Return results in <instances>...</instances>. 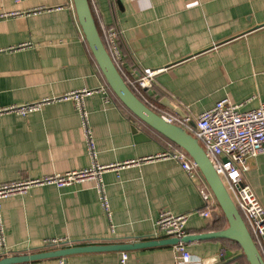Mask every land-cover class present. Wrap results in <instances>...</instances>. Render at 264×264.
<instances>
[{"label": "crops", "instance_id": "1", "mask_svg": "<svg viewBox=\"0 0 264 264\" xmlns=\"http://www.w3.org/2000/svg\"><path fill=\"white\" fill-rule=\"evenodd\" d=\"M91 2L98 22L118 33L125 76L158 70L146 93L158 112L178 114L170 103L195 118L224 98L244 110L264 102V0ZM36 8L44 9L32 12ZM11 12L21 14L1 16ZM23 43L28 45L5 50ZM80 89L94 91L85 101L100 163L155 157L175 147L111 95L73 0H0V107ZM91 163L73 101L48 104L28 116L0 115V183L65 173ZM245 178L264 206V153L250 161ZM103 180L110 216L94 180L34 186L3 199L7 253L0 245V259L57 248L45 244L54 238H68L73 246L167 238L156 235L163 210L189 214L187 235L217 230L212 218L202 215L200 190L208 185L202 172L191 176L173 158L108 170ZM186 248L192 254L189 264H245L242 250L227 239L192 240ZM127 252V264H178L173 245ZM120 256L121 251H103L65 260L120 264ZM23 264L61 262L48 258Z\"/></svg>", "mask_w": 264, "mask_h": 264}, {"label": "built area", "instance_id": "2", "mask_svg": "<svg viewBox=\"0 0 264 264\" xmlns=\"http://www.w3.org/2000/svg\"><path fill=\"white\" fill-rule=\"evenodd\" d=\"M44 8L32 10L34 13L41 12ZM20 12L3 13L1 16L18 15ZM101 31L105 39L108 51L118 68L121 69V55L119 51L118 33L112 26L101 22ZM28 44L11 46L5 50L23 48ZM4 51V50H1ZM158 70L146 68L143 73L136 77H126L131 89L146 103L151 105L155 111L156 106L152 104L146 93ZM125 80V81H126ZM104 90V88H102ZM93 90L80 89L66 92L60 96H46L40 100L21 104H12L0 107V115L18 114L28 116L40 111L44 106L61 101H73L78 109L85 132L89 153L92 163L87 168L71 170L51 176L31 177L0 183V245L6 249V228L2 216V200L15 195L27 193L34 186L54 184L58 187L70 186L85 180H94L96 190L99 194L105 212L110 216V207L106 192L103 175L108 170L118 171L131 164H141L145 161H153L165 158L177 160L182 168L191 176L198 172L197 164L186 151L169 149L155 157L128 160L125 162L104 164L97 159V149L90 129V114L86 107V97ZM159 111V110H158ZM157 111V112H158ZM165 116L170 122L186 128L198 138L216 172L225 182L228 191L241 213L248 229L250 230L258 248L264 250V206L255 192L253 186L245 178L249 169L250 161L264 153V102L253 109L244 110L241 104L224 98L216 102L212 107L202 111L195 118L186 114L180 116L175 113L158 112ZM205 201V210L202 215L205 218H214L213 214L217 208L216 198L210 187L206 185L200 190ZM189 214L175 213L171 210H163L156 223V235L166 237H177L180 242L174 245L178 264H189L192 254L187 250L186 243L181 241L187 235V223ZM45 244L54 247L73 246L68 238H54L47 240ZM260 250V249H259ZM128 252L122 251L120 264H127ZM61 264H67L65 258H60Z\"/></svg>", "mask_w": 264, "mask_h": 264}, {"label": "water", "instance_id": "3", "mask_svg": "<svg viewBox=\"0 0 264 264\" xmlns=\"http://www.w3.org/2000/svg\"><path fill=\"white\" fill-rule=\"evenodd\" d=\"M77 17L87 42L93 52L98 67L100 68L106 82L120 101L137 118L147 124L158 133L165 136L173 143L182 147L192 160L197 164L199 170L206 179L208 186L213 192L222 212L227 219V226L221 230L200 233L197 235H186L181 239L184 243L203 239H227L236 242L242 250V255L248 264H264V256L259 250L250 230L248 229L241 213L239 212L228 188L216 172L214 165L204 147L197 137L183 126L170 122L165 116L155 111L146 104L125 81L118 66L109 53L102 39L96 23L90 0H73ZM169 106L180 116H186L180 108L169 103ZM139 134L138 128H134ZM264 238V237H263ZM180 242L177 237H167L156 240H145L140 242H127L121 244H88L57 247L43 252L31 254H20L6 256L0 259V264H23L36 260L48 258H66L78 253L103 252V251H128L132 249L155 247L162 245H176Z\"/></svg>", "mask_w": 264, "mask_h": 264}, {"label": "trees", "instance_id": "4", "mask_svg": "<svg viewBox=\"0 0 264 264\" xmlns=\"http://www.w3.org/2000/svg\"><path fill=\"white\" fill-rule=\"evenodd\" d=\"M90 4H91V7H92V10H93V14H94V16H95V19H96V23H97V26H98V28H99V31H100V33H101V36H102V39H103V41H104V43H105V39H104V36H103V34H102V31H101V23H99L98 22V19L96 18V15H95V11H94V8H93V4H92V2H91V0H90ZM105 45H106V43H105ZM106 48H107V45H106ZM108 49V48H107ZM119 70H120V72L122 73V75H123V77H124V79L126 80V77H125V74L121 71V69L119 68ZM102 76H103V74H102ZM103 78H104V76H103ZM104 81H105V84H106V86H107V88L109 89V91H110V93H111V95L117 100V101H119L126 109H127V107L120 101V99L114 94V92L111 90V88L109 87V85H108V83L106 82V80H105V78H104ZM126 82H127V80H126ZM129 85V84H128ZM130 86V85H129ZM131 87V86H130ZM152 102L153 103H155V100H153L152 99ZM149 105V104H148ZM149 106H151V105H149ZM131 112V111H130ZM135 116V115H134ZM173 143V142H172ZM173 146H175L174 148H173V150H179V151H185L182 147H180L179 145H177V144H175V143H173ZM216 202H217V200H216ZM217 208H216V210L214 211V214H213V219H212V228H217V230H221V229H223V228H225L226 226H227V219H226V217H225V215H224V213L222 212V210H221V207L219 206V204H218V202H217ZM231 241V240H230ZM236 243V242H235ZM237 244V243H236ZM237 246L241 249V247L237 244ZM259 249H260V251H261V253H262V255L264 256V250L261 248V247H259ZM241 260H243L244 262H245V264H248V262H247V260H246V258L242 255V257H241Z\"/></svg>", "mask_w": 264, "mask_h": 264}]
</instances>
